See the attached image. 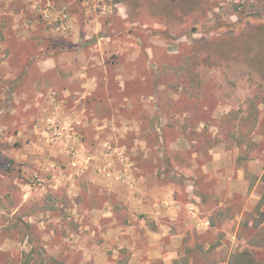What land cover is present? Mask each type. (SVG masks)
I'll list each match as a JSON object with an SVG mask.
<instances>
[{
  "label": "rangeland",
  "instance_id": "rangeland-1",
  "mask_svg": "<svg viewBox=\"0 0 264 264\" xmlns=\"http://www.w3.org/2000/svg\"><path fill=\"white\" fill-rule=\"evenodd\" d=\"M118 1L128 48L91 69L109 83L63 99L36 65L56 51L0 0V264L263 262L264 0Z\"/></svg>",
  "mask_w": 264,
  "mask_h": 264
},
{
  "label": "crops",
  "instance_id": "crops-1",
  "mask_svg": "<svg viewBox=\"0 0 264 264\" xmlns=\"http://www.w3.org/2000/svg\"><path fill=\"white\" fill-rule=\"evenodd\" d=\"M98 4L96 0H18V40H36L41 34L47 41L45 48H54L53 50L57 53H49L36 65L40 73H47L54 77V81L48 87L49 89L54 87L61 93L63 99H68L74 93L79 95L80 99L91 98L100 83L105 84V81L109 83V79L105 80L107 77H103L104 81L99 82L91 69L100 65L99 60L109 53L111 48H128L121 39L123 34L115 33L108 28L115 21H125V13L121 8L122 2L117 0L114 5H109L102 0ZM42 5L46 6L44 10ZM36 10L44 22V28L39 30H37L36 21L40 16H35ZM67 56H70V59ZM114 81L119 85L124 84L121 73L115 77ZM74 85L79 86L80 89L72 93L69 88ZM48 94L51 98L50 93ZM38 96L42 97L43 94L40 93ZM59 119L63 128L65 125L69 126L71 122L69 114L67 116L63 114L60 117L57 112H47L41 121L48 127L50 123ZM86 127L85 124V129ZM134 191L128 193L129 210L143 211L142 213L150 211L154 213L153 217L159 216V211L155 209L154 212L152 211L149 205L151 202H145L143 194L145 192ZM176 211L177 207L174 204L163 208L164 214L171 220L175 219ZM146 231L148 237L156 236L150 230Z\"/></svg>",
  "mask_w": 264,
  "mask_h": 264
},
{
  "label": "trees",
  "instance_id": "trees-1",
  "mask_svg": "<svg viewBox=\"0 0 264 264\" xmlns=\"http://www.w3.org/2000/svg\"><path fill=\"white\" fill-rule=\"evenodd\" d=\"M49 55V52L48 54ZM264 218V216H263ZM253 247H259V246H264V243H261L259 241L252 242L250 244ZM29 260H23L21 264H28ZM229 264H264V261L262 262L261 260L256 259L252 252L245 249L242 252L236 253L231 257V260Z\"/></svg>",
  "mask_w": 264,
  "mask_h": 264
},
{
  "label": "built area",
  "instance_id": "built-area-1",
  "mask_svg": "<svg viewBox=\"0 0 264 264\" xmlns=\"http://www.w3.org/2000/svg\"><path fill=\"white\" fill-rule=\"evenodd\" d=\"M100 1H102V0H96L97 4H98ZM64 18H65V16H64Z\"/></svg>",
  "mask_w": 264,
  "mask_h": 264
}]
</instances>
